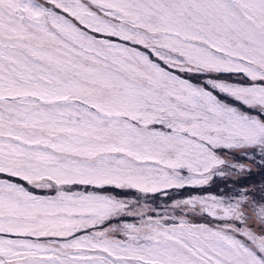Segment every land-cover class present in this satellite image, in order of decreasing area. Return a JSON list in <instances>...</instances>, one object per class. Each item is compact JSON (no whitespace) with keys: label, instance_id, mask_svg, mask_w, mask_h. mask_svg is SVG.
Returning <instances> with one entry per match:
<instances>
[{"label":"snow or ice","instance_id":"1","mask_svg":"<svg viewBox=\"0 0 264 264\" xmlns=\"http://www.w3.org/2000/svg\"><path fill=\"white\" fill-rule=\"evenodd\" d=\"M0 264H264V0H0Z\"/></svg>","mask_w":264,"mask_h":264},{"label":"rangeland","instance_id":"2","mask_svg":"<svg viewBox=\"0 0 264 264\" xmlns=\"http://www.w3.org/2000/svg\"><path fill=\"white\" fill-rule=\"evenodd\" d=\"M261 180V177L259 175H253L248 180L243 181L244 183H256Z\"/></svg>","mask_w":264,"mask_h":264}]
</instances>
